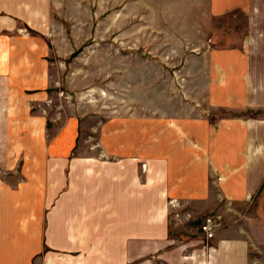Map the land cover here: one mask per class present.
<instances>
[{
	"label": "crops",
	"instance_id": "0c3cea01",
	"mask_svg": "<svg viewBox=\"0 0 264 264\" xmlns=\"http://www.w3.org/2000/svg\"><path fill=\"white\" fill-rule=\"evenodd\" d=\"M64 1L0 0V264H135L134 252L115 244L125 243L122 219L99 230L79 217L60 223L51 218L63 201L79 212L95 204L109 207L110 201L137 205L143 189L135 158L151 167L144 220L154 252L144 264H264V240L257 235L264 231V0L196 1L202 8L198 33L204 36L196 53L197 113L168 119L164 129L149 124L148 138L126 149L136 155L113 162L120 182L131 179L133 186L136 177V191L118 183L111 196L103 186L86 184L94 173L100 181L110 179L112 170L103 159L76 153V119L51 140L46 118L29 106L47 93L44 35L56 32L55 12ZM162 130L165 136L158 138ZM214 191L221 196L210 205L214 209L254 203L261 214L246 216L244 226L229 218L224 227L218 215L208 250L157 246L168 243L170 198L200 203L217 196Z\"/></svg>",
	"mask_w": 264,
	"mask_h": 264
},
{
	"label": "rangeland",
	"instance_id": "374dc122",
	"mask_svg": "<svg viewBox=\"0 0 264 264\" xmlns=\"http://www.w3.org/2000/svg\"><path fill=\"white\" fill-rule=\"evenodd\" d=\"M196 1L66 0L55 12L56 32L44 35L49 45L44 51L49 63L47 93L43 99L30 100L29 106L32 114L40 113L46 118L47 136L51 140L69 119L75 118L79 129L76 153L109 162L111 178L100 181L94 173L90 183L86 182L88 187L98 184L111 196L118 183L124 188L132 186L131 179L120 182L121 177L117 178L113 172L116 169L113 162L136 155L126 149L134 141L142 144L143 135L148 138L149 124L158 123L164 129L168 119L197 113L196 53L204 36L198 33L197 16L202 8ZM28 57L33 61L31 53ZM164 136L162 130L158 138ZM135 160L138 188L143 189V196H137V200L135 196L137 205L116 206L110 201L111 207L95 204L92 210L79 212L63 201L54 208L51 218L60 223L79 217L99 230L110 220L122 219L124 225L120 228L125 234L121 240L125 243L119 240L115 244L120 242L123 250L134 252L135 264H144L154 252L150 247L153 243L148 241V220H144L150 213L145 201L150 196L146 186L150 177L146 173L151 167L148 168L147 160ZM133 181L132 190L127 191H136V177ZM218 196L212 194L200 203L181 200L183 197L170 198L168 243L158 242L157 246L208 250L214 238L206 240L201 232V224L207 217L220 215L223 227L228 225L229 218L239 219V225L244 226L246 216L256 218L261 214L254 203L232 204L227 206L229 209L216 205L214 209L210 205ZM251 198L247 196V204L252 203ZM257 235L264 240L263 230ZM189 242H193L192 246L187 245ZM158 247L156 251L165 249Z\"/></svg>",
	"mask_w": 264,
	"mask_h": 264
},
{
	"label": "built area",
	"instance_id": "2783aa9c",
	"mask_svg": "<svg viewBox=\"0 0 264 264\" xmlns=\"http://www.w3.org/2000/svg\"><path fill=\"white\" fill-rule=\"evenodd\" d=\"M218 228V218L214 216L207 217L201 224V232L206 240L214 238Z\"/></svg>",
	"mask_w": 264,
	"mask_h": 264
}]
</instances>
